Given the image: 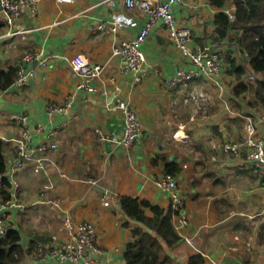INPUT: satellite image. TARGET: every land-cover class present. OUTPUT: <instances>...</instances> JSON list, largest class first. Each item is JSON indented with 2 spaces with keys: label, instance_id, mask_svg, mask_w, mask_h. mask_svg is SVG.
Segmentation results:
<instances>
[{
  "label": "crops",
  "instance_id": "1",
  "mask_svg": "<svg viewBox=\"0 0 264 264\" xmlns=\"http://www.w3.org/2000/svg\"><path fill=\"white\" fill-rule=\"evenodd\" d=\"M28 1L35 14L25 9L10 26H0V73L11 66L32 73L20 89L0 92V139L9 144L7 160L16 156L14 140L23 127L34 148L13 174L11 196L24 208L7 207L4 216L8 226L22 233L24 245L56 235L68 215L74 223L95 227L100 264H125L131 231L139 225L125 215L120 199L146 200L172 214L169 193L154 184L169 176L182 198L171 219L180 240L170 248L144 228L158 240L164 264H189L191 256L200 264H264V183L243 158L233 160L221 152L225 142L243 139V104L229 94L231 78L223 77L226 111L209 81L166 90L164 80L183 63L165 29L156 24L142 47L144 77L134 83L131 74L121 73L111 49L135 36L146 22L144 15L126 10L123 0ZM172 11L178 25L191 31L195 45L217 41V10L209 0H184ZM116 15L129 18L131 25L114 33L94 30ZM28 55L32 59L24 60ZM77 55L104 66L94 86L105 95L76 88L79 79L70 60ZM116 100L127 103L142 125V135L127 148L99 136L121 137L122 115L109 111ZM66 104L65 113L49 114V107ZM252 120L264 139V125ZM42 145L55 148L42 151ZM166 163L176 165L175 175L163 172ZM39 164L43 169L36 173ZM46 186L45 199L58 201L57 209L38 202ZM181 219L186 225L179 224ZM31 259L28 264H42Z\"/></svg>",
  "mask_w": 264,
  "mask_h": 264
},
{
  "label": "built area",
  "instance_id": "2",
  "mask_svg": "<svg viewBox=\"0 0 264 264\" xmlns=\"http://www.w3.org/2000/svg\"><path fill=\"white\" fill-rule=\"evenodd\" d=\"M123 3L126 10L136 11L144 15L146 22L136 30V34L132 39L122 40L111 49V57L118 60L121 73L131 74L134 83L141 81L144 77V74L141 73L144 63L143 44L152 27L160 24L165 29L168 41L183 63L171 76L164 80V88L173 91L197 80L209 81L217 87L218 100L221 102L224 111H226L229 104V95L227 84L223 81L225 76L221 55L223 49L217 41L203 46L195 45L191 31L178 25L172 10L173 7L183 4L184 0H123ZM25 9L35 14L36 7L33 1L0 0V24L10 26L22 15ZM233 9L232 3L229 2L225 14L231 21L234 20ZM128 25H131L129 18L116 15L110 23H100L94 30L102 33H114L119 27H127ZM30 59H32L30 55L24 58L26 61ZM44 65L42 64V66ZM70 68L72 74L79 79L76 85L78 90L89 94H106L103 88L94 86L95 81L103 73V65L91 64L84 57L77 55L70 60ZM31 76V72L24 71L22 67L17 68V77L11 87L20 89ZM68 107V104L64 107L51 106L49 107V114L65 113ZM109 111L122 115L123 129L121 137L105 136L99 133L101 139L123 148L134 144L142 135V125L135 111L127 103L119 100L109 105ZM243 118L245 120L243 139L241 141L225 142L222 145L221 152L233 160L243 158L247 166L264 183V139L258 135V125H255L253 120L248 117ZM257 121L264 125V115L260 116ZM19 123L24 124L25 118H19ZM14 146L16 156L13 160H7V171L5 173V178L10 184L8 190L10 198L0 204V238L4 236L8 226L4 218L5 209L13 207L22 211L24 208L15 201L11 194L16 186L13 180L14 172L24 167L25 161L30 158L34 150L26 127H23L20 137L14 140ZM48 148H55V145H42L39 149L45 151ZM42 169V165L39 164L34 172L37 173ZM154 184L156 188L169 193L172 214H176V211L182 205V198L176 191L174 180L169 176H163L155 180ZM49 189L48 186L44 188L38 202L40 201L49 209H57L60 205L58 201L45 199ZM179 224L186 225V221L181 219ZM96 241V230L91 223H74L68 215H65L61 220L59 232L51 238L36 244L33 259L42 264H100L97 261L100 249L97 247Z\"/></svg>",
  "mask_w": 264,
  "mask_h": 264
},
{
  "label": "trees",
  "instance_id": "3",
  "mask_svg": "<svg viewBox=\"0 0 264 264\" xmlns=\"http://www.w3.org/2000/svg\"><path fill=\"white\" fill-rule=\"evenodd\" d=\"M229 2L234 8L233 21L225 14ZM209 3L217 10L214 27L217 41L222 42L224 75L231 78L229 94L239 98L243 104L239 108L241 116L258 119L264 115V0H209ZM16 77V66L1 72L0 92L10 88ZM8 149V142L0 139V204L10 198V184L5 178ZM163 172L175 175L177 167L174 163H166ZM120 207L129 219L139 225L131 231L133 241L125 248V264H164L166 257L162 256L158 240L144 228L155 233L171 248L180 240L171 225L173 214L146 200L132 197H122ZM34 243L30 241L24 245L22 233L11 225L7 226L0 238V264H23L33 256ZM195 257L189 258V264L202 263Z\"/></svg>",
  "mask_w": 264,
  "mask_h": 264
},
{
  "label": "rangeland",
  "instance_id": "4",
  "mask_svg": "<svg viewBox=\"0 0 264 264\" xmlns=\"http://www.w3.org/2000/svg\"><path fill=\"white\" fill-rule=\"evenodd\" d=\"M201 103L200 102H198V105H200ZM40 242V241H39ZM29 260V259H28ZM30 260H32L31 258H30ZM23 264H28V261H25Z\"/></svg>",
  "mask_w": 264,
  "mask_h": 264
}]
</instances>
